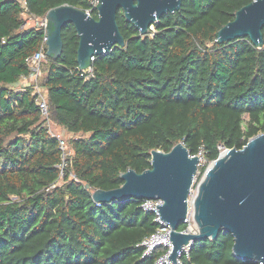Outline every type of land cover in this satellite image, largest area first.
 Here are the masks:
<instances>
[{
    "label": "trees",
    "instance_id": "trees-1",
    "mask_svg": "<svg viewBox=\"0 0 264 264\" xmlns=\"http://www.w3.org/2000/svg\"><path fill=\"white\" fill-rule=\"evenodd\" d=\"M253 0H182L147 34L117 13L125 46L79 70V36L63 27V52L47 57L44 86L51 118L73 150L61 174L58 138L43 125L26 59L39 51L44 17L70 4L98 18L93 0H0V264H155L142 241L159 224L144 200L98 203L94 189L123 184L129 169L151 167L152 151L183 142L208 165L225 148H243L264 132V45L246 36L220 43L217 32ZM264 34V28H263ZM63 178V183H59ZM90 185V188L87 187ZM12 197H16L14 200ZM234 237L195 241L183 264H250L233 253Z\"/></svg>",
    "mask_w": 264,
    "mask_h": 264
},
{
    "label": "water",
    "instance_id": "water-1",
    "mask_svg": "<svg viewBox=\"0 0 264 264\" xmlns=\"http://www.w3.org/2000/svg\"><path fill=\"white\" fill-rule=\"evenodd\" d=\"M181 5L182 0H97L98 18L70 4L54 7L46 15L47 56L57 58L62 54V30L72 23L80 38L79 67L88 68L93 64V56L107 53L115 45H126L117 21L119 9H123L126 19L144 35L162 15L179 10ZM263 28L264 0H253L218 30L217 41L223 43L248 36L256 46L262 47ZM200 160L183 142L169 152L155 149L150 168L141 173L135 169L123 172L121 186L94 189L93 198L98 203L163 199L159 213L172 228L173 250L169 255L172 262H176L183 245L216 240L223 231L233 235V253L238 259L264 264V132L249 139L243 148L222 151L196 185ZM195 186L193 214L199 232L182 233L179 228L189 213L190 195Z\"/></svg>",
    "mask_w": 264,
    "mask_h": 264
},
{
    "label": "built area",
    "instance_id": "built-area-1",
    "mask_svg": "<svg viewBox=\"0 0 264 264\" xmlns=\"http://www.w3.org/2000/svg\"><path fill=\"white\" fill-rule=\"evenodd\" d=\"M95 4L97 3V0L94 1ZM42 18L40 26L44 28L45 30V37L43 40V44L39 51L35 52L33 55L29 56L26 61L28 65L30 66L31 72L29 76H26L22 78V80H25L28 82L26 85H30L33 93L37 97V102L40 108L41 116L43 125L47 128L48 132L58 138L60 149L62 150L63 154V163L61 164V174L63 176L64 169L68 165V157L71 156V152H69L70 147L69 143L66 139L62 137V135L58 132H56L53 128L54 125H58L56 122H54L51 118L50 114V106H49V99L47 95V90L44 86V84L41 82V78L45 76L44 71V65L47 61V40H48V32H47V26H48V19L47 16L40 17ZM95 60V56L92 57V61ZM82 74L86 75H92L94 72L93 66H89L88 68L81 69L78 67ZM60 126V125H59ZM221 152L224 151L226 148L223 146H220ZM164 203L163 199H149L144 200L142 206L155 213V221L158 222L159 226L157 230L152 233L150 236L146 237L142 243L141 246L143 247V257H149L151 256L156 250H160L161 255L156 260L155 264H183L182 257L183 254H186L189 256L190 250L192 248V243L183 245L181 250H179L176 262H172L169 259V255L173 250V243L171 242L170 233L172 231V228L170 225L165 223L160 216L159 213V207ZM179 231L182 233H192L196 234L199 232L198 225L194 219V214L191 212V206L189 204V213L187 215V218L185 219V222L183 225L179 228Z\"/></svg>",
    "mask_w": 264,
    "mask_h": 264
},
{
    "label": "rangeland",
    "instance_id": "rangeland-1",
    "mask_svg": "<svg viewBox=\"0 0 264 264\" xmlns=\"http://www.w3.org/2000/svg\"><path fill=\"white\" fill-rule=\"evenodd\" d=\"M93 1H96V0H93ZM97 4V3H96ZM24 19H25V27H32V26H40V23H41V20L42 18L40 17H37V16H33V15H30L28 13H24ZM45 77V76H44ZM44 77L41 78V82L43 83L44 82ZM28 82H26L25 80H20V82L18 84H16L14 87L15 88H22L24 86H26ZM56 132L60 133L62 135V137L64 139H66L69 143V147H70V150L69 152H73L72 148H71V145H70V141L73 139V138H77L80 136V134H75V133H72V132H69L67 129H65L64 127L62 126H59V125H54V128H53ZM201 160H200V166H199V172H198V175H197V180H196V185L198 184L199 182V178H200V174H201V171H200V168L203 166V165H206L207 164V160L206 158L204 157L203 154H199ZM60 184L63 183V178H61ZM197 194V188L196 186L192 189V192H191V195H190V206H191V212H193V198L196 196ZM14 200H16L17 198L16 197H12Z\"/></svg>",
    "mask_w": 264,
    "mask_h": 264
}]
</instances>
